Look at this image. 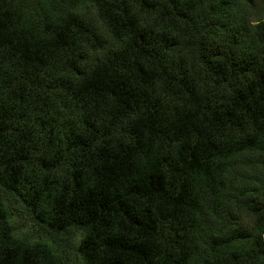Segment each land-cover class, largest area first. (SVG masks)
Masks as SVG:
<instances>
[{"label":"trees","instance_id":"16d2710c","mask_svg":"<svg viewBox=\"0 0 264 264\" xmlns=\"http://www.w3.org/2000/svg\"><path fill=\"white\" fill-rule=\"evenodd\" d=\"M264 264V0H0V264Z\"/></svg>","mask_w":264,"mask_h":264},{"label":"rangeland","instance_id":"374dc122","mask_svg":"<svg viewBox=\"0 0 264 264\" xmlns=\"http://www.w3.org/2000/svg\"><path fill=\"white\" fill-rule=\"evenodd\" d=\"M13 235L30 243L44 242L59 257V264H82L77 252L81 233L74 228L51 231L36 221L25 208L16 205L8 208Z\"/></svg>","mask_w":264,"mask_h":264}]
</instances>
